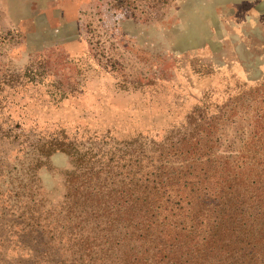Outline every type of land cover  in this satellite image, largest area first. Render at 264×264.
Listing matches in <instances>:
<instances>
[{
	"label": "rangeland",
	"instance_id": "374dc122",
	"mask_svg": "<svg viewBox=\"0 0 264 264\" xmlns=\"http://www.w3.org/2000/svg\"><path fill=\"white\" fill-rule=\"evenodd\" d=\"M201 103L210 108L217 155L238 156L259 140L264 0H0V128L64 130L93 155H106L95 160L127 150L144 164L149 140L178 141L184 117ZM26 135H0V204L11 205L0 214V235L16 234L18 220L33 224L23 216L31 211L46 238H71L76 222L61 218L71 205L69 159H43L31 182L21 176L30 156L22 166L14 159L36 141ZM181 162L171 155L166 168Z\"/></svg>",
	"mask_w": 264,
	"mask_h": 264
},
{
	"label": "trees",
	"instance_id": "16d2710c",
	"mask_svg": "<svg viewBox=\"0 0 264 264\" xmlns=\"http://www.w3.org/2000/svg\"><path fill=\"white\" fill-rule=\"evenodd\" d=\"M204 105L184 117L186 128L177 142L149 140L144 164L127 150L129 158L95 160L99 154L64 130L0 128L1 138L28 141L26 134L35 136L14 154L21 166L30 156L21 173L30 180L43 159L55 153L68 157L72 170L65 172L70 184L66 201L71 205L61 218L76 222L67 232L71 238H46L39 218L23 213L34 223L23 226L18 220L16 234L0 235V264H264V122L256 131L259 140L252 138L238 156H220L214 151L210 108ZM257 106L258 124L264 105ZM171 155L182 158L178 168H166ZM112 169L129 170L116 176L109 173ZM10 207L5 200L0 214ZM88 222L95 226L84 227ZM96 230L101 238L91 236Z\"/></svg>",
	"mask_w": 264,
	"mask_h": 264
}]
</instances>
